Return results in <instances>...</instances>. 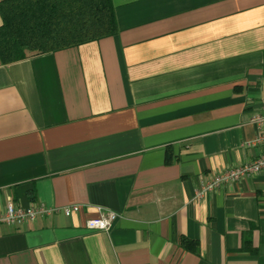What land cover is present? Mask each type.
I'll list each match as a JSON object with an SVG mask.
<instances>
[{
	"label": "crops",
	"instance_id": "crops-1",
	"mask_svg": "<svg viewBox=\"0 0 264 264\" xmlns=\"http://www.w3.org/2000/svg\"><path fill=\"white\" fill-rule=\"evenodd\" d=\"M113 5L115 36L0 61V211L59 210L1 225L0 264H264V171L196 198L264 154L244 148L264 112V0ZM99 208L109 232L86 227Z\"/></svg>",
	"mask_w": 264,
	"mask_h": 264
},
{
	"label": "trees",
	"instance_id": "trees-1",
	"mask_svg": "<svg viewBox=\"0 0 264 264\" xmlns=\"http://www.w3.org/2000/svg\"><path fill=\"white\" fill-rule=\"evenodd\" d=\"M0 15L3 65L119 33L113 0H0ZM170 159L168 156L167 164H171ZM179 245L199 253L197 241L181 238Z\"/></svg>",
	"mask_w": 264,
	"mask_h": 264
},
{
	"label": "built area",
	"instance_id": "built-area-1",
	"mask_svg": "<svg viewBox=\"0 0 264 264\" xmlns=\"http://www.w3.org/2000/svg\"><path fill=\"white\" fill-rule=\"evenodd\" d=\"M264 110V108H263ZM256 127V138L253 141L245 142L244 148H254L257 146H264V112L257 114L251 118L250 121ZM264 171V154L256 160L238 166L236 168L228 169L224 172L212 176L202 188L197 192L196 198L200 199L208 193L221 188L223 185L238 182L239 180L254 177ZM63 214L70 217L81 211L80 206H68L61 210ZM99 215L95 218L89 219L86 222V227L89 230L109 232L118 215L115 212L99 208ZM59 212L57 208H49L44 204L32 205L27 208L18 206L15 203L7 202L5 208L0 211V226L8 225L14 227H21L27 223L36 221L40 217L51 216Z\"/></svg>",
	"mask_w": 264,
	"mask_h": 264
}]
</instances>
